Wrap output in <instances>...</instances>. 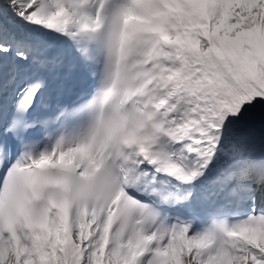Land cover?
<instances>
[{
  "label": "snow or ice",
  "instance_id": "obj_1",
  "mask_svg": "<svg viewBox=\"0 0 264 264\" xmlns=\"http://www.w3.org/2000/svg\"><path fill=\"white\" fill-rule=\"evenodd\" d=\"M0 264H264V0H0Z\"/></svg>",
  "mask_w": 264,
  "mask_h": 264
}]
</instances>
